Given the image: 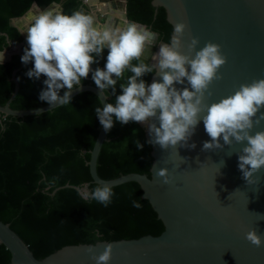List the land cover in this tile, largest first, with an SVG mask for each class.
<instances>
[{"label":"water","instance_id":"obj_1","mask_svg":"<svg viewBox=\"0 0 264 264\" xmlns=\"http://www.w3.org/2000/svg\"><path fill=\"white\" fill-rule=\"evenodd\" d=\"M83 2L100 28L125 27L134 22L127 19L126 0L120 1L119 9L107 0ZM151 4L165 9L172 28L177 22L186 23L182 52H189L188 44L192 37L199 38L197 50L209 41L221 46L220 50L227 58V62L219 69L223 78L209 85L211 95L205 93L206 104L233 94L243 83L264 78V0H151ZM34 7L40 12L62 10L60 4L52 2L46 7L34 3L28 11ZM113 12L116 16L111 15ZM26 13L12 19L25 38L31 22L22 21ZM98 16L103 17L102 23L97 21ZM137 24L148 29L144 24ZM23 45L24 42L12 43L10 48L1 50L0 62L9 60L14 54L21 59ZM158 51L159 48L155 53ZM191 55L194 56L195 52ZM151 61L155 63L153 57ZM24 65L21 61L11 73L14 90L5 104L0 105V115L22 117L53 109L48 103L30 109L10 107V102L19 90L16 72ZM154 80H162L158 68L148 84ZM175 87L183 89L190 85L185 79L184 84L177 83ZM83 91L94 93L102 107L108 103V96L91 83L74 88L71 97ZM138 123L145 128L147 141L152 140L148 125ZM149 123L159 125L155 118ZM260 130H264V121L251 132L254 134ZM106 133L100 125L90 150L87 164L92 182L98 186L109 183L113 187L137 182L143 191L142 197L150 202L164 230L159 235L145 234L131 239L65 245L37 259L9 223L0 220V244L11 255L8 264H96L87 249L93 247L96 255H99L108 243L113 246L108 264H264V243L257 247L245 235L255 228L264 241V219L261 217L264 216V166L253 174L252 183L243 179L238 167V156L246 141L241 144L233 140L231 145H224L220 149L202 150L203 143L210 137L201 119L184 146L178 144L176 148L163 149L158 144L150 143L153 158L150 176L129 172L103 179L98 175L96 165L102 144L108 140ZM220 142L223 144L222 138ZM192 144H195L194 148ZM160 168L167 169L170 183H163V178L157 176ZM61 187H86L91 191L89 182L82 187L66 183L55 188L54 192Z\"/></svg>","mask_w":264,"mask_h":264},{"label":"trees","instance_id":"obj_2","mask_svg":"<svg viewBox=\"0 0 264 264\" xmlns=\"http://www.w3.org/2000/svg\"><path fill=\"white\" fill-rule=\"evenodd\" d=\"M52 2L61 5L62 13L82 9L91 15L83 0H0V51L20 42H24L25 49L27 40L12 19L23 16L34 3L46 7ZM125 10L128 20L144 24L157 34L142 57L151 65L159 44L171 39L173 28L165 9L154 7L151 0H126ZM107 53L105 49L97 57L91 66L93 70L104 67ZM20 60L14 54L0 62V105L5 104L14 90L10 77ZM32 67L30 61L16 72L19 90L10 102L12 109L47 104L39 99L46 87L43 84L46 77L29 78L26 73ZM153 73H146L142 79L148 84ZM129 75L126 71L125 79ZM122 82L117 83L115 94L111 89L105 93L108 103H114ZM87 83L95 85L91 72L82 80V84ZM63 92L61 89L60 95ZM95 107H102L99 98L83 91L73 96L71 103L39 116L0 115V220L9 223L37 259L65 245L159 235L164 230L150 202L142 197L137 182L114 186L112 203L107 207L94 200H83L73 187H61L54 192L66 183L82 187L89 182L91 190L98 186L92 182L87 164L101 125ZM106 135L108 140L102 144L96 165L101 178L111 179L129 172L150 176L152 148L142 125L133 121L121 124L114 117V126ZM138 142L142 148H137ZM81 151L85 152L83 156ZM133 200H139L142 208H134ZM10 259L9 250L0 244V264H8Z\"/></svg>","mask_w":264,"mask_h":264},{"label":"clouds","instance_id":"obj_3","mask_svg":"<svg viewBox=\"0 0 264 264\" xmlns=\"http://www.w3.org/2000/svg\"><path fill=\"white\" fill-rule=\"evenodd\" d=\"M30 19L26 31L27 47L21 61L33 63L26 73L29 78L46 77L43 81L46 87L40 92L39 99L52 105L53 109L71 103L73 89L80 86L91 72L95 85L105 96L109 89L115 94L117 83L124 81L119 83L121 91L115 95L114 103L95 107V114L106 132L114 126V117L121 124L130 121L145 123L153 137L148 143L158 144L163 149L176 148L178 144H187L202 119L210 137L203 143L202 150L220 149L231 145L233 140L241 144L246 141L238 156V167L247 183H252L253 174L264 166V130L251 132L264 121V111H261L264 109V78L243 83L233 94L206 104L205 93L211 95L209 85L223 78L219 69L227 58L222 54L221 46L211 41L197 50L198 37L191 38L188 53L182 52L185 22L173 26L170 43L159 45L158 53L153 56L155 63L150 65L142 57L146 45L152 44L157 34L135 22L125 27L100 28L94 17L82 9L71 14L46 10L30 14ZM105 49L108 53L104 67L93 70L91 66ZM193 51L194 56L191 55ZM134 60L137 63H133ZM157 68L162 80L147 84L142 77ZM126 71L131 75L125 79ZM185 79L190 87L177 89L175 84H184ZM61 89H64L63 95H60ZM152 118L159 121L158 126L149 123ZM142 147L138 142L137 148ZM191 147L194 148L195 144ZM84 154L81 151V155ZM157 176L162 177L165 184L171 182L166 168H160ZM76 191L83 200H94L104 207L112 203L114 196L113 186L109 183L91 191L86 187ZM132 206L142 208L139 200H133ZM245 235L257 247L264 243L255 228ZM112 247L108 243L99 255L93 247L87 251L96 264H108Z\"/></svg>","mask_w":264,"mask_h":264},{"label":"flooded vegetation","instance_id":"obj_4","mask_svg":"<svg viewBox=\"0 0 264 264\" xmlns=\"http://www.w3.org/2000/svg\"><path fill=\"white\" fill-rule=\"evenodd\" d=\"M108 2H112V4H113V6H115L116 8H121V6L119 5L120 4V1L121 0H107ZM154 41H155V39H154ZM154 43V42H153ZM152 43V44H153ZM149 45H147L146 47H148Z\"/></svg>","mask_w":264,"mask_h":264},{"label":"crops","instance_id":"obj_5","mask_svg":"<svg viewBox=\"0 0 264 264\" xmlns=\"http://www.w3.org/2000/svg\"><path fill=\"white\" fill-rule=\"evenodd\" d=\"M32 10H34V11H35L34 13H36V14L40 13V10H39L37 7H34ZM111 15L116 16V15H115V12L111 13ZM22 21H23L24 23H27V22H29V21H31V20H29V19L27 18L26 20H23V19H22ZM30 23H31V22H30Z\"/></svg>","mask_w":264,"mask_h":264},{"label":"bare ground","instance_id":"obj_6","mask_svg":"<svg viewBox=\"0 0 264 264\" xmlns=\"http://www.w3.org/2000/svg\"><path fill=\"white\" fill-rule=\"evenodd\" d=\"M34 12H35L34 10H30V11H28V12L26 13V15L24 16L23 20H26L27 18H28L29 20H31V19H30V14H32V15H36V13H34Z\"/></svg>","mask_w":264,"mask_h":264},{"label":"rangeland","instance_id":"obj_7","mask_svg":"<svg viewBox=\"0 0 264 264\" xmlns=\"http://www.w3.org/2000/svg\"><path fill=\"white\" fill-rule=\"evenodd\" d=\"M97 21L102 23V22L104 21V20H103V17H102V16H98V17H97ZM115 23H116V19H115ZM159 45H160V44H159ZM158 48H159V46H158Z\"/></svg>","mask_w":264,"mask_h":264}]
</instances>
